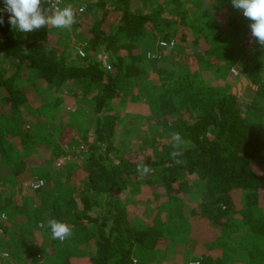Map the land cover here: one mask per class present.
<instances>
[{"label":"trees","instance_id":"16d2710c","mask_svg":"<svg viewBox=\"0 0 264 264\" xmlns=\"http://www.w3.org/2000/svg\"><path fill=\"white\" fill-rule=\"evenodd\" d=\"M74 1L61 3L76 12L70 30L21 33L3 13L0 264H264V46L253 37L243 57L252 21L231 0ZM126 101L146 113L120 116ZM66 132L86 145L82 189L69 165L24 176L36 152L64 157ZM31 178L43 183L23 195ZM50 219L71 236L53 239ZM86 243L91 254L70 247Z\"/></svg>","mask_w":264,"mask_h":264},{"label":"clouds","instance_id":"9594fccd","mask_svg":"<svg viewBox=\"0 0 264 264\" xmlns=\"http://www.w3.org/2000/svg\"><path fill=\"white\" fill-rule=\"evenodd\" d=\"M3 2L4 7L0 9V25L5 22L3 13H9V24L12 29L21 33L33 32L46 25L68 29L76 22L75 10L70 5L61 7L62 0H3ZM231 3L236 9H242L244 17L252 21L251 35L261 46H264V0H231ZM43 4H48L49 7L44 9ZM49 12L51 15L48 14ZM172 140L176 147L183 142L179 132L172 133ZM170 155L175 158L180 153L174 151ZM176 162L180 163L179 160ZM137 171L144 176L151 171V168L142 162L137 165ZM48 226L53 239L64 241L72 234L71 228L66 223L55 219H50Z\"/></svg>","mask_w":264,"mask_h":264},{"label":"rangeland","instance_id":"374dc122","mask_svg":"<svg viewBox=\"0 0 264 264\" xmlns=\"http://www.w3.org/2000/svg\"><path fill=\"white\" fill-rule=\"evenodd\" d=\"M91 1H98V0H91ZM74 2L77 3V5H81L82 7L85 8V6L89 3V0H75ZM70 5L72 4L71 2L69 3ZM145 5V9L144 11H147L149 12L150 11V8H151V3L149 1H144V2H141L139 5L142 6ZM42 8L44 9H47V5L46 4H43L42 5ZM116 16H118V14L116 13ZM70 30V28H68ZM67 30V29H66ZM160 45V44H159ZM162 47V46H161ZM165 47V46H163ZM166 48V47H165ZM189 48V47H188ZM253 48H254V44L253 43H250L248 44V47L245 49L244 51V65L247 63V62H252V59H253ZM190 49V48H189ZM148 60L149 62L151 63H155L154 61H156L157 59L155 58V54H151L148 56ZM189 59H192L191 56ZM190 63V61H189ZM191 65L193 66V63H191ZM241 69V72H243V70L245 69L244 66H242V68L240 67ZM11 70H9L10 72ZM9 74V73H8ZM232 74L234 75L232 78H229L228 80V85H232V87L239 92V79L241 80V75L239 73H236L235 70L232 71ZM26 91H29L30 90V87H26L25 89ZM242 89H240V94L243 92H241ZM30 92V91H29ZM29 101L32 102L35 100V96L34 95H31L29 94V97H28ZM126 104L123 105L124 108L122 109V111L120 112V116H123V117H126V116H130V115H136V114H145L146 111H147V106L144 102L142 101H139V102H132V101H126L125 102ZM77 107V100H72L70 104L67 105V108H66V113L68 114L67 117L68 119L70 118L71 116V113L74 112V110L76 109ZM65 113V114H66ZM88 138H87V142L90 143L92 141V138H91V132L88 133ZM79 135L78 134H74V136H72L70 133L66 132L64 133L60 139H58V143L60 144L62 150L64 151L65 155L63 158H61V160H57V161H52L49 157L47 158V156L44 157V159L42 160V154L41 152H36L32 158H29V160L27 161V168L25 170V172L23 173L24 176H27L28 173H32L31 171L36 169H40L42 168L43 166H47L49 165L50 166V169H54L55 172H57L55 169H59L61 167H63L64 169L66 167H69L71 166L73 169H76V168H79V170H75L76 173L74 172L73 175L76 177V179L78 180V183H77V186H75L76 189H79L81 190L82 189V185L79 183V182H84L83 179L85 178L82 173V163L84 162V157L82 156L83 153L85 152L86 150V145L84 144V142H82V138L79 139ZM76 139V140H75ZM124 139V138H123ZM139 141H142L143 138L140 134H137V137L135 138ZM50 151V149H48ZM47 151V150H45ZM84 151V152H83ZM44 152V151H43ZM45 153V152H44ZM47 153V152H46ZM56 162V163H55ZM54 163L56 165H54ZM69 165V166H68ZM71 168V169H72ZM66 170V169H65ZM78 172V173H77ZM6 174L4 173V171H0V178H2V176H5ZM82 176V177H81ZM37 179H20V182L22 184V187L24 188L23 191V195H29L31 194V191H33L31 188L27 189V185H30L31 183H34L36 182ZM77 182V181H75ZM80 184V185H79ZM0 191H3V188L0 187ZM13 188L11 189L10 187H7V194L8 196L9 195H12L13 194ZM1 219V224H4L5 221L2 220V218L0 217ZM22 221L19 219V218H15V219H11V221L9 222V224H7V227L8 225H11L12 227H14V225H19L21 224ZM33 229H35L33 227ZM24 234H27V233H24ZM70 247L72 249H74L77 253H87V254H91L93 252V249H92V245L89 243H86L85 247H81L79 248L78 245L76 244H72L70 245Z\"/></svg>","mask_w":264,"mask_h":264},{"label":"built area","instance_id":"2783aa9c","mask_svg":"<svg viewBox=\"0 0 264 264\" xmlns=\"http://www.w3.org/2000/svg\"><path fill=\"white\" fill-rule=\"evenodd\" d=\"M61 7H62V4H61ZM82 10H83V8H80V11H82ZM244 42L247 43V44L253 43V36L251 35V31L248 34H246L245 39H244ZM159 44L161 46H166V44L163 43V42H160ZM41 182L42 181L40 179H38L36 182L31 183L29 186L31 187V189L35 190V189L39 188L42 185ZM1 218L3 220L4 219V216H1ZM0 256L3 257V258H6L7 257V255L4 254V253H0Z\"/></svg>","mask_w":264,"mask_h":264}]
</instances>
